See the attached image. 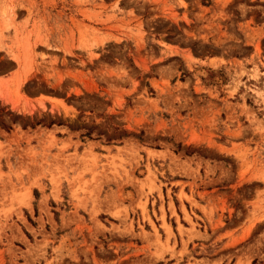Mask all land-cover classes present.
Here are the masks:
<instances>
[{"label":"rangeland","instance_id":"rangeland-1","mask_svg":"<svg viewBox=\"0 0 264 264\" xmlns=\"http://www.w3.org/2000/svg\"><path fill=\"white\" fill-rule=\"evenodd\" d=\"M0 264H264V0H0Z\"/></svg>","mask_w":264,"mask_h":264},{"label":"crops","instance_id":"crops-1","mask_svg":"<svg viewBox=\"0 0 264 264\" xmlns=\"http://www.w3.org/2000/svg\"><path fill=\"white\" fill-rule=\"evenodd\" d=\"M48 199H49V197H48Z\"/></svg>","mask_w":264,"mask_h":264}]
</instances>
